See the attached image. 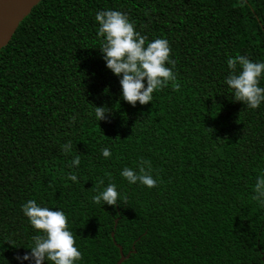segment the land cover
Segmentation results:
<instances>
[{
	"label": "trees",
	"instance_id": "trees-1",
	"mask_svg": "<svg viewBox=\"0 0 264 264\" xmlns=\"http://www.w3.org/2000/svg\"><path fill=\"white\" fill-rule=\"evenodd\" d=\"M108 10L171 48L176 80L147 105L123 100L99 50L95 16ZM240 55L264 63V0H42L0 51V264H34L17 259L37 234L28 200L65 213L76 264H117L118 245L132 252L123 264H264V205L253 199L264 102L234 101L227 61ZM141 161L156 187L121 176ZM110 183L126 203L93 202Z\"/></svg>",
	"mask_w": 264,
	"mask_h": 264
},
{
	"label": "clouds",
	"instance_id": "clouds-1",
	"mask_svg": "<svg viewBox=\"0 0 264 264\" xmlns=\"http://www.w3.org/2000/svg\"><path fill=\"white\" fill-rule=\"evenodd\" d=\"M95 20L99 25L98 36L103 38L99 50L107 68L115 76L122 77L120 85L125 102L132 107H135L137 102L140 105H147L152 102L156 90L176 80L172 69L166 66L168 64L175 66L174 61L169 59L171 48L167 40L157 38L146 44L148 38L138 33L127 15L120 11H100L96 14ZM227 63L231 74L226 78L225 83L233 91L234 101L241 102L250 109L259 108L264 102V88L259 86L260 78L264 74V63H254L242 55L234 59L229 58ZM237 65L240 66L239 72ZM176 87L178 89L179 86ZM94 109L98 121L105 120L110 114L106 106L94 107ZM75 119L72 117L71 122L74 123ZM62 150L70 151L71 141L62 145ZM101 152L104 158H110L109 148L105 147ZM147 163L141 161L138 172L125 167L120 174L129 184L140 183L148 188H154L157 186V181L150 171L145 170L144 165ZM79 165L78 155L72 161L71 167ZM67 179L77 182L78 178L75 174H69ZM98 183L103 185V179ZM254 191L253 199L264 205V176L257 178ZM93 202L98 205L103 202V205L115 207L126 203V198L122 200L116 185L110 183L93 197ZM22 210L37 234L32 237L34 244L30 253L17 259L30 260L34 264H45V262L76 264L82 259V254L76 247V237L69 230L68 219L63 211L41 207L35 200H28L22 206Z\"/></svg>",
	"mask_w": 264,
	"mask_h": 264
},
{
	"label": "water",
	"instance_id": "water-1",
	"mask_svg": "<svg viewBox=\"0 0 264 264\" xmlns=\"http://www.w3.org/2000/svg\"><path fill=\"white\" fill-rule=\"evenodd\" d=\"M41 1L42 0H0V51L10 43L20 24ZM116 223H118V220ZM112 238L116 244L115 232L112 233ZM118 247L121 257L117 264H123L130 258L132 252L125 255L122 246L118 245Z\"/></svg>",
	"mask_w": 264,
	"mask_h": 264
}]
</instances>
